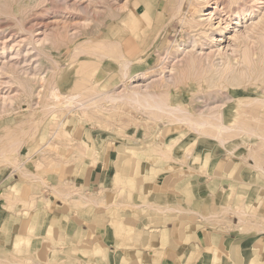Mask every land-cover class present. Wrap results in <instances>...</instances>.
I'll list each match as a JSON object with an SVG mask.
<instances>
[{
	"label": "rangeland",
	"instance_id": "374dc122",
	"mask_svg": "<svg viewBox=\"0 0 264 264\" xmlns=\"http://www.w3.org/2000/svg\"><path fill=\"white\" fill-rule=\"evenodd\" d=\"M85 1L41 0L40 3L37 0H0V47L2 46L0 60L19 56L14 58V61L17 59L18 62L16 63L18 67L14 65L15 69H18L14 72V76H19V79H23V76L28 78V81H23L22 87L16 83L13 84L14 86L10 84L9 96L14 97L12 103L11 99L3 100V95L0 96V183L9 179L15 167H23L42 176L55 174L60 161L68 160V163L78 165L81 162L80 155H85L87 158L92 156L81 144V138H89L84 134L89 135L92 131L104 137L115 136L118 141L127 144L119 145L115 152L116 156L119 148L126 150L118 159L120 163L114 164L115 168L120 170V174L122 169L125 170L124 172L128 169L132 170L140 161H148L151 166L159 165L158 168L162 169L161 163L171 158L182 161L184 163L182 165L189 167L186 162L187 154L194 152L198 140L202 143L209 141L206 138L208 136L215 142L217 152L210 153V159L205 163L196 161L192 166L195 168L200 164L202 169L210 173L209 169L214 168L216 155L220 152L230 153L231 164L233 162L234 164L223 176L221 175L225 185L230 186V190L227 191L224 190L225 187L223 188L225 200L229 202L235 198L234 190L237 186L248 195L258 193L259 196L263 193L264 63L262 62L264 61L257 62L256 73L251 74V77H245L242 84L237 87L227 85L219 88L215 84L209 87L208 78H202L195 72L191 74L187 72L184 78L173 83L174 85L170 84L168 88L161 87L156 91L144 92L145 104L154 107L137 110L135 104L130 102L132 93L129 86L134 82L145 84L154 77L158 79L159 75L161 78L163 67H166L167 63L170 66L172 60L182 55L178 53L176 44L183 46L197 32L195 28L186 27L181 19L183 16H191L188 0H184L179 12L174 9L176 0L160 1L159 7L163 8V13L158 14V21L153 24L150 18L148 21L145 19L146 16L142 15V18H139L134 12V7H137V11L142 10L139 4L141 1L150 10L155 0H95L89 4ZM36 2L40 4L36 6ZM171 13H175L176 17ZM26 28L34 34V38L31 39V34ZM45 32L46 42L39 43L40 39H44ZM231 35V29L225 31L220 45L204 50L226 49V44L232 39ZM118 42L119 51L115 52L113 47ZM29 43L30 45H27ZM184 47L191 49L189 45ZM14 50H19V55H14ZM124 58L133 70L121 77L118 62L123 61ZM23 69L30 74L24 73ZM0 75V82L9 77L12 79V73L7 70ZM3 85L6 86L5 83ZM3 85L0 87V93L7 90ZM122 88L124 91L121 90ZM208 90L212 93H205ZM14 93L18 94L14 96ZM58 93L57 100L54 95ZM74 94H77L79 103L82 102L84 106L62 107L66 97ZM196 97L201 98L197 100ZM163 99L171 100L175 108H186L185 110L191 113L202 109L203 106H214L216 109H212L209 115L214 113L217 118L221 114L224 122L235 116L236 121L231 130L225 133V135L228 133L225 140L220 142L212 136L215 129L219 128L214 114L213 117H209L210 125L204 128L208 132L184 128L178 122L163 123L167 119L153 109L157 103L158 106H162ZM172 109L173 112L179 110ZM159 116L162 119L158 118ZM237 129L238 132H235ZM89 140L93 144L90 138ZM135 151L137 153H134ZM195 156L196 153L189 156L190 164ZM159 158L164 162H158ZM257 160H260L261 164L259 169L255 167ZM144 179L146 177L143 175ZM115 184H124L121 175L116 176ZM123 186L124 189L128 187L136 190V186L129 182ZM253 197L250 195L244 198L242 207L244 215L253 213V208L259 205L260 201L256 202ZM148 200L152 201L149 197L142 201ZM152 202L166 205L155 200ZM114 206L116 207V203ZM254 214L256 217L263 216L264 219V212L256 211ZM128 233L130 232L125 234ZM125 234L120 233V235ZM15 252L17 251L14 250ZM2 257L4 264L10 263V252L4 250ZM263 257L264 255L257 256L259 261ZM60 259V256H52L48 263L58 264ZM26 262L30 263L28 256L14 254V264Z\"/></svg>",
	"mask_w": 264,
	"mask_h": 264
},
{
	"label": "crops",
	"instance_id": "0c3cea01",
	"mask_svg": "<svg viewBox=\"0 0 264 264\" xmlns=\"http://www.w3.org/2000/svg\"><path fill=\"white\" fill-rule=\"evenodd\" d=\"M160 1L150 10L139 1L142 10L134 7V12L153 24L163 13ZM84 136L93 141L96 154L80 155L78 165L60 161L55 174L42 176L15 167L0 183V264L4 250L10 252L9 264H14V254H25L29 264H47L52 256L61 257L58 264H264V257L257 258L264 255V219L254 214L264 212V192L253 213L244 215V198L251 195L255 200L258 193L248 195L237 186L228 202L223 188L230 190L229 184L200 164L194 168L189 163L192 154L203 162L217 152L210 137L198 140L194 152L187 154L189 167L171 158L161 163L162 169L140 161L151 169L140 173L136 165L120 174L115 152L127 144L92 131ZM229 154L218 153L214 169L227 171L234 164ZM120 175L136 190L116 185ZM180 193L185 197H178ZM147 197L174 203L143 202ZM17 235L29 237L20 253H14Z\"/></svg>",
	"mask_w": 264,
	"mask_h": 264
},
{
	"label": "bare ground",
	"instance_id": "6f19581e",
	"mask_svg": "<svg viewBox=\"0 0 264 264\" xmlns=\"http://www.w3.org/2000/svg\"><path fill=\"white\" fill-rule=\"evenodd\" d=\"M37 1L42 3L41 0H37ZM43 1H45V0H43ZM73 2H74V5H76L75 1H73ZM85 2H87V4H89V3L95 2V0H86ZM183 2H184V0H176V5H175L174 9H176V11L179 12V10L182 7L181 4ZM38 3L36 2L35 5ZM68 3H69V1H68ZM78 4H79V2H78ZM188 4H189L188 7L190 9L191 16L190 17H184L183 16V18H181V17L180 18L182 19V21L186 25V27L195 28V30L197 32H196V34H193V36L190 37L189 40H187L188 44L184 43L183 46H181V44H179V43L176 44L175 47H176L178 53H180L182 55L181 56L179 55L180 57L176 58L174 61L172 60V62H171L172 64L170 65L171 67L168 66V63H167L166 67L163 65L164 67H163V71L161 70V72H162L161 78H160V75L158 76L160 79L159 78L157 79V77H154L149 82H146L145 84L134 82L135 84L133 83V85L131 84V86H129V88L131 87L130 91L132 93L131 94L132 98H131L130 102L135 104L137 110L142 109V108L147 109V107H149V109H150L151 107H154V106H150L149 104H148L149 106H147L145 104L146 101H145V99H143L144 92L156 91L157 88H161V87H164V88L167 86L169 87L170 84L172 85L176 81L184 78L186 76L187 72H190V74H191V72H193V73L195 72V74L200 75L202 78H208L209 83L208 82L207 83L209 85H207V86H209V87H211L214 84L216 85V87H219V88H223L227 85L237 87V86H240L242 84L243 79L245 77H249L251 74L256 73L257 62L264 61V0H188ZM36 6H38V5H36ZM176 11H175V13H178ZM175 13L174 14L171 13V15H174V17H176ZM183 13H184V11H183ZM180 16H182V14ZM145 19H147V21H148L149 18L145 17ZM230 29L232 31V35H231L232 39L229 40L228 43L226 44V49H224V50L217 49V50H209V51L204 50L205 48L211 49V47H214V46L217 47L218 45H220V42L223 41V36H224L225 31H227V30L230 31ZM26 31H28L27 28H26ZM28 32L31 34V39L35 37L31 31H28ZM190 34H191V32H190ZM44 36H43L44 39L42 38L43 40L40 39V41H38L39 43L42 42V44H43L44 41L47 39V33L46 32L44 33ZM49 37L50 36H48V38ZM37 40H34V41L36 42ZM16 45H17V43H16ZM24 45H25V43H24ZM27 45H30V43ZM37 45H38V43H37ZM184 45L191 46V49H185ZM18 46H20V44ZM195 46L199 47V49L197 50ZM34 47H35V45H34ZM227 47H228V49H227ZM30 48L32 49V46H30ZM113 49L115 52L119 51V42H118V44H116V46L113 47ZM18 52H20V51L14 50L13 54L19 55ZM174 56H175V54H174ZM174 56H173V58H174ZM10 57L11 58H9L7 60H5L4 58H3V60L1 59L2 61L0 60V74H4L6 70L12 73V79H11V77H9L8 79L4 80L3 82H0V84H1L0 87L5 83V85L7 87L4 85L3 86L5 88H7V90H9L11 85H13L14 83H16L20 87H22V86H24V84H22L23 81L24 82L28 81V78H25L26 76H23V79L20 78L21 80L19 79V76H17V75H16V77L14 76V74H15L14 72L18 71V69H15V67L18 65V64L16 65V63H18V62H17V59H16V61H14V58L16 57V55H15V57L14 56H10ZM18 57H16V58H18ZM166 57H167V55H166ZM5 58H7V57L5 56ZM21 58H22V56H21ZM166 60H168V58ZM263 63L264 62H262V64ZM118 64H119L118 66H120V70H119L120 72L119 73H121V77H124L125 75L129 74L131 72V70H133L132 69L133 67H130L131 65L128 64V61L125 60V58L123 59V61L120 60L118 62ZM14 65H16V66H14ZM20 67H21V65H20ZM23 70H22V72H23ZM144 71H146V70H144ZM27 72L28 71L24 70V73H27ZM158 72H160V71H158ZM165 72L168 73V76H166ZM155 73H156V71H155ZM16 74H18V73H16ZM150 74H154V73H150ZM157 75H158V73L156 74V76ZM145 76H147V75H145ZM196 76L197 75H195V77ZM41 79H43L42 76H41ZM210 81H211V83H210ZM40 83H42V82L40 81ZM5 88H3V89H5ZM7 90H5L3 93H0L1 94L0 96L3 95L2 96L3 100H5L7 98L11 99V103H12V99L14 100V97L11 95L9 96L10 90L8 92H7ZM121 90L124 91L123 88ZM200 90H202V87H200ZM15 91H16V89H15ZM0 92H1V88H0ZM205 93L211 94L212 91L208 90ZM14 94H12V95L16 96V94H18V93H14ZM23 94H24V92H23ZM202 95H204V94H202ZM54 97H57V100H58L59 93L56 96L54 95ZM62 98H64V97H62ZM78 98L79 97L77 96V94H74V96L72 95L71 97L68 96V97H66V100H64V102L62 103L61 106L67 107V108L73 107L74 105H78V107L84 106V104L82 102L79 103L80 99H78ZM144 98H146V97H144ZM198 98H201V97H196L197 100H198ZM127 100H128V98H127ZM155 100H154V102H156ZM159 101H161V100H159ZM170 101H168L167 99H163L161 101L162 106H158V103H157L156 104L157 107L155 106V108H153V109H156L157 111H159L158 114H160V113L163 114V116H161V117L167 119V121H163V123L166 124V122H168V123L169 122L170 123L171 122H178V123H181L184 126V128H188V129H192V130H196V131H200V132H202V130L203 131L206 130L204 128H207V126L210 125L211 122L208 123V120L210 121L209 117H211V116L213 117L214 113L212 115H209V114L212 113L211 112L212 109H216L214 106H210V107L203 106L202 109H200L198 111L196 110V111L191 113V112L185 110L186 108L183 109V108L177 107L179 109V110H177V108H175L176 106L173 105V103ZM9 103H10V101H9ZM153 103H151V104H153ZM4 106H1V107H4ZM172 108H175V109H172ZM171 109L175 110V111L177 110V111L173 112V111H171ZM148 113H150V112H148ZM220 115H218L219 117L217 116V118H216V115L214 114V118H216L215 122H218V123H216V125H218L219 128L217 126L218 129H215L214 133H212V136L217 138L220 142H223L225 140V138L228 136V133L226 135H225V133L228 132L227 130H231L230 128L232 127L233 123L236 121V117L234 116L233 118L229 119L227 122H224L222 116H220ZM156 116L157 115H155V117ZM161 117L159 116L158 118H161ZM197 117H200L199 118L200 120L197 119ZM206 131L208 132V130H206ZM236 131L238 132V129L235 130V132ZM229 133H231V132H229ZM81 144H82V146L85 147V150L88 154H92V155L96 154V149H95L94 145L91 143V141L89 140V138H87V137L81 138ZM174 147H175V144H174ZM173 150L175 151V148ZM125 151H126L125 149L119 148V150L116 154V157L120 158L121 157L120 155L123 154ZM207 159H204V161L201 162V157L198 154H196V156L194 158H192L190 165H192V163L194 164V162H196V161L203 164L207 161ZM157 161L158 162H164L160 158ZM259 161L260 160L256 161L255 167L257 169H259L261 166ZM149 169H151L149 164L139 163V164H137L135 170L140 172V173H144V172H148ZM210 171H211L210 173H215V174H218L220 176L221 175L223 176L225 174V171L216 170L214 168H212ZM263 172H264V170H263ZM262 190H264V189H262ZM262 195H263V193H260L259 196L255 199V201L256 202L260 201L262 198ZM153 196H154V194H153ZM182 196H184V193L178 194V197L181 198ZM167 197H170V196H167ZM154 200L157 202H160L162 204L165 203L167 205L174 203V201H172V200L163 202L159 198H156V199L154 198ZM176 202H178V201H176ZM55 237H56V235H55ZM28 244H29V237L28 236L23 237L21 235H17L15 240H14V250L19 252L23 245L27 246Z\"/></svg>",
	"mask_w": 264,
	"mask_h": 264
}]
</instances>
